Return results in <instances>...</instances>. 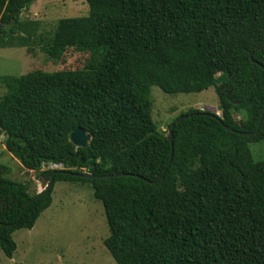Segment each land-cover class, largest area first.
Listing matches in <instances>:
<instances>
[{
    "label": "trees",
    "instance_id": "16d2710c",
    "mask_svg": "<svg viewBox=\"0 0 264 264\" xmlns=\"http://www.w3.org/2000/svg\"><path fill=\"white\" fill-rule=\"evenodd\" d=\"M85 2L88 16L59 20L41 47L51 61L89 50L84 69L0 78L5 151L29 172L53 164L102 177L58 174L53 185L91 184L115 264H264V161L249 151L264 140V0ZM32 4L0 0V49L33 37L35 24L20 21ZM152 87L167 95L213 88L221 115L178 116L170 144L152 119ZM76 128L91 138L84 149L69 142ZM4 172L0 250L12 259L13 234L34 227L53 185L30 195ZM122 174L131 176L104 178Z\"/></svg>",
    "mask_w": 264,
    "mask_h": 264
},
{
    "label": "rangeland",
    "instance_id": "374dc122",
    "mask_svg": "<svg viewBox=\"0 0 264 264\" xmlns=\"http://www.w3.org/2000/svg\"><path fill=\"white\" fill-rule=\"evenodd\" d=\"M87 16L85 0H33L32 6L20 16L23 24H35L31 27L35 28L33 37L24 44L17 39L13 48L0 49V78H17L34 71L52 74L84 69L90 58L89 50L70 48L60 61H51L41 52V47L50 39L59 20ZM26 36L23 32L18 38ZM5 93L6 88L0 82V98ZM150 100L157 133L164 136H168L171 123L188 111L221 115L213 88L199 94L167 95L152 87ZM232 115L237 122L242 120L239 115ZM4 141L1 136L0 166L5 168L4 178L25 184L30 195L44 190L48 177L42 176L47 169L24 170L5 151ZM249 151L254 161H264V140L249 145ZM51 199L50 207L39 216L31 230L13 234L16 251L12 259L6 258L0 250V264H115L103 245L109 229L103 207L93 197L91 184L57 182L53 185Z\"/></svg>",
    "mask_w": 264,
    "mask_h": 264
},
{
    "label": "water",
    "instance_id": "95a60500",
    "mask_svg": "<svg viewBox=\"0 0 264 264\" xmlns=\"http://www.w3.org/2000/svg\"><path fill=\"white\" fill-rule=\"evenodd\" d=\"M264 48V44L259 48V50H262ZM249 59L251 62H254L252 60V57L251 55L249 56ZM264 116V106H263V109H262V114H261V117L258 121V127L260 126L261 124V121H262V118ZM184 119V117H181L178 121H182ZM227 129V128H226ZM173 130H174V126H171V128L169 129V132H168V141L170 142V144L172 143V140H173ZM90 136L88 134L85 133V131L81 128H76L69 136V142L74 146L75 149H84L87 147L88 143L90 142ZM169 163H170V160H169ZM169 163L167 164V167L169 165ZM58 174H62V175H70L72 176L73 178H76V179H81V180H92V179H100L102 177H94L90 174H87V173H76V174H71V173H67L65 171H52L51 174L49 175L48 177V184L46 186V188H44V190H42L41 192H38L37 193V196H43V195H46L52 185H53V181H54V177ZM126 176H131V175H125V174H122V175H109V176H105L104 178L106 179H110V178H117V177H126ZM150 184H153V183H150Z\"/></svg>",
    "mask_w": 264,
    "mask_h": 264
},
{
    "label": "built area",
    "instance_id": "2783aa9c",
    "mask_svg": "<svg viewBox=\"0 0 264 264\" xmlns=\"http://www.w3.org/2000/svg\"><path fill=\"white\" fill-rule=\"evenodd\" d=\"M41 168L44 170L45 168L48 171H61L63 170L62 167L60 165H53V164H42Z\"/></svg>",
    "mask_w": 264,
    "mask_h": 264
},
{
    "label": "bare ground",
    "instance_id": "6f19581e",
    "mask_svg": "<svg viewBox=\"0 0 264 264\" xmlns=\"http://www.w3.org/2000/svg\"><path fill=\"white\" fill-rule=\"evenodd\" d=\"M48 184V183H47Z\"/></svg>",
    "mask_w": 264,
    "mask_h": 264
}]
</instances>
